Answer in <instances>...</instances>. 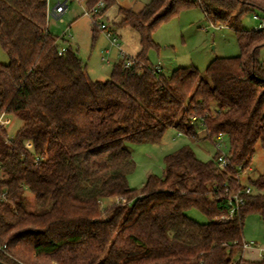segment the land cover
<instances>
[{
    "label": "trees",
    "instance_id": "16d2710c",
    "mask_svg": "<svg viewBox=\"0 0 264 264\" xmlns=\"http://www.w3.org/2000/svg\"><path fill=\"white\" fill-rule=\"evenodd\" d=\"M99 0H86L90 6ZM106 9L114 0H103ZM198 5L214 24L235 32L239 53L157 71L147 51L152 32L179 9ZM264 0H149L139 10L118 7L119 24L139 35L141 49L105 80L90 78L69 44L58 53L48 29L46 0H0V113L21 124L12 137L0 127V260L8 264H264L243 252V222L255 212L264 224V173L226 220L230 194L255 145L264 147V29L241 26L244 12ZM92 30H100L95 23ZM64 36L60 39L63 40ZM199 132L229 141L227 163L182 145L164 156L161 175L138 188L127 143L158 142L167 127L190 138ZM30 141L32 149L25 145ZM239 166V168H238ZM24 189L36 209L26 205ZM109 197L122 199L101 206ZM196 209L198 222L187 215Z\"/></svg>",
    "mask_w": 264,
    "mask_h": 264
},
{
    "label": "rangeland",
    "instance_id": "374dc122",
    "mask_svg": "<svg viewBox=\"0 0 264 264\" xmlns=\"http://www.w3.org/2000/svg\"><path fill=\"white\" fill-rule=\"evenodd\" d=\"M146 1L138 0L136 5L140 6ZM55 3L56 0H49L51 8ZM83 6L84 4L78 1L69 2L62 20L49 16L47 19L48 29L57 36L59 44L63 43V40L60 39L62 35L69 41L70 47L86 64L90 78L105 80L109 77L114 63L118 62L121 57L118 50L106 37L105 30H92V20L89 16L84 15ZM254 13L262 15L258 9H252L242 14L241 26L243 28L249 30L256 28L259 21L253 18ZM120 20L121 14L118 12L115 2L106 7L104 14L99 18L100 22L107 25V30H114L121 48L127 55L134 54L135 56L141 49L139 35L130 25L119 24ZM68 34L72 37L67 38ZM152 40L156 47H151L147 51L149 62L152 65L166 67L164 72L166 74H169L175 67L188 65H194L203 74L211 59L218 56H235L239 53L234 30L228 25L222 27L212 25V22L196 4L179 9L175 15L159 23L152 32ZM103 54H106L110 61H101L100 57ZM260 55L261 58H264V47L261 48ZM8 61V56L0 47V62L7 64ZM20 124L18 119L11 117L10 122L6 125L8 136L12 137ZM194 124L198 130L197 138H190L171 126L164 130L158 142L127 143L126 146L131 151L135 163L133 171L128 175L129 185L138 188L149 174L161 175L164 156L182 145L190 146L199 159H210L217 152L215 141L218 138L204 137L203 133L199 132V129L202 128L199 121H194ZM220 140V150L226 154L229 148L227 136H222ZM25 145L32 149L30 141H25ZM259 173H264V147L260 142H257L249 166L239 173L238 178L253 192L254 189L249 184L250 179ZM24 196L27 207L36 209L33 194L24 189ZM113 201L114 198L110 197L102 199L100 204L105 206ZM186 213L198 222L206 221V216L196 209L191 208ZM242 232L245 241L255 242L257 248L264 247V224L257 213L246 214Z\"/></svg>",
    "mask_w": 264,
    "mask_h": 264
},
{
    "label": "built area",
    "instance_id": "2783aa9c",
    "mask_svg": "<svg viewBox=\"0 0 264 264\" xmlns=\"http://www.w3.org/2000/svg\"><path fill=\"white\" fill-rule=\"evenodd\" d=\"M71 1H78V2L83 3L84 6L82 8L83 9L82 11H83L84 15L89 16L92 20V24L95 23L100 30H105L104 31L105 35L109 39V41L111 42V44L113 46H117V47L119 46L118 36L114 32V30H112V29L107 30V25L104 22L99 21V18L104 14V10H103L104 2H103V0H99L90 6L86 5V0H56V3L54 4V6L52 8L49 4V0H46V19H48L49 16H52L55 19L62 20V16L65 13V11L67 10L68 3ZM253 18L257 19L259 21L255 29L256 30L264 29V15H259L257 13H254ZM212 25H214L215 27L224 26L223 24H214V23H212ZM68 36H70V34H68ZM65 49H66V45H60L58 48V53L64 52ZM106 52H108V51H106ZM118 52H119V55L121 57L120 59L123 60V63L125 66H128L132 63V61H133L132 56L125 54L121 49ZM100 59H101V61H106V62L109 61V58H108V56H106V54L101 55ZM154 68L157 71H160V69H161V67L159 65L154 66ZM196 120H198L199 123L201 125H203V123L200 121V119H196L195 116H193V115L190 117L191 122H194ZM9 122H10V116L8 114H5L4 112H1L0 113V127L6 128V125ZM222 136H223V133H221V132L216 136V138H218V140L215 141L216 142L215 146L218 149H220V145H221L220 138ZM226 163H227V161L224 158L223 153H221L217 157L218 168H224L226 166ZM238 168H239V166H238ZM241 191L246 192V193L251 192L250 188L248 186H245L244 189L238 190L237 192L230 194L229 203L231 205H230V208L228 210V213L216 216L215 217L216 220H219V221L220 220H226L233 215V213L237 210L239 204L243 203V197L241 196ZM113 198H114V201H118V200L122 199L120 197H113ZM242 244H243V250H246V249L249 250V249L256 248L255 242H253V241L243 240ZM3 248H4V245H0V249H3Z\"/></svg>",
    "mask_w": 264,
    "mask_h": 264
},
{
    "label": "crops",
    "instance_id": "0c3cea01",
    "mask_svg": "<svg viewBox=\"0 0 264 264\" xmlns=\"http://www.w3.org/2000/svg\"><path fill=\"white\" fill-rule=\"evenodd\" d=\"M115 3L117 4L118 7L122 6V7H126V8H131L133 10H139L141 9L145 3H147L149 0H147L145 3H142L140 6L136 5V2L138 0H114ZM258 14V13H257ZM260 15V14H259ZM63 36V35H62ZM72 36H68L67 38H71ZM118 43H119V46H115V48L119 51L120 49L125 53L127 54L122 48H121V45H120V42H119V39H118ZM66 44H69V41L65 38H63V43H60V45H66ZM131 56H134L131 55ZM260 58H261V55H260ZM262 61H264V58H261ZM110 61V59H109ZM108 62V61H107ZM153 66H157V65H153ZM161 67L160 71L162 73L165 72L166 70V67H164L163 65H159ZM166 74V73H164ZM167 75V74H166ZM11 119V117H10ZM224 136V134H223ZM242 257L244 259H247V260H260L262 257H264V247H261V248H253V249H249V250H244L243 253H242Z\"/></svg>",
    "mask_w": 264,
    "mask_h": 264
},
{
    "label": "water",
    "instance_id": "95a60500",
    "mask_svg": "<svg viewBox=\"0 0 264 264\" xmlns=\"http://www.w3.org/2000/svg\"><path fill=\"white\" fill-rule=\"evenodd\" d=\"M0 264H8V263H6V262L0 260Z\"/></svg>",
    "mask_w": 264,
    "mask_h": 264
}]
</instances>
